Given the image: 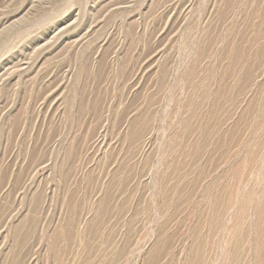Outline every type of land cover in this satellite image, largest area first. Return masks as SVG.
Here are the masks:
<instances>
[{
    "label": "rangeland",
    "instance_id": "obj_1",
    "mask_svg": "<svg viewBox=\"0 0 264 264\" xmlns=\"http://www.w3.org/2000/svg\"><path fill=\"white\" fill-rule=\"evenodd\" d=\"M0 264H264V0H0Z\"/></svg>",
    "mask_w": 264,
    "mask_h": 264
},
{
    "label": "bare ground",
    "instance_id": "obj_2",
    "mask_svg": "<svg viewBox=\"0 0 264 264\" xmlns=\"http://www.w3.org/2000/svg\"><path fill=\"white\" fill-rule=\"evenodd\" d=\"M25 2V1H24ZM19 9V8H18ZM15 12V11H14ZM40 48V47H39ZM252 232V231H251Z\"/></svg>",
    "mask_w": 264,
    "mask_h": 264
}]
</instances>
